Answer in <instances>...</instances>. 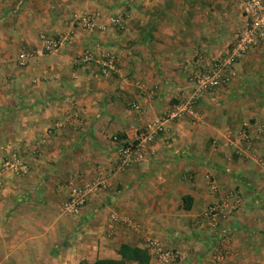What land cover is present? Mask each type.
Segmentation results:
<instances>
[{
  "label": "crops",
  "instance_id": "1",
  "mask_svg": "<svg viewBox=\"0 0 264 264\" xmlns=\"http://www.w3.org/2000/svg\"><path fill=\"white\" fill-rule=\"evenodd\" d=\"M240 3L0 0V164L15 156L29 168L1 175L0 264L117 260L119 245L148 254L149 240L176 253L169 264L264 262V46L199 100L198 120L166 124L122 171L110 141L131 140L177 103L193 56L213 58L232 41ZM83 14L96 15L92 29L75 26ZM111 17L119 28L108 27ZM66 34L56 52L16 66L39 35ZM84 51L111 52L115 70L101 77L93 63L72 66ZM86 183L100 186L64 215L67 187ZM214 203L224 205L217 221L206 216Z\"/></svg>",
  "mask_w": 264,
  "mask_h": 264
},
{
  "label": "built area",
  "instance_id": "2",
  "mask_svg": "<svg viewBox=\"0 0 264 264\" xmlns=\"http://www.w3.org/2000/svg\"><path fill=\"white\" fill-rule=\"evenodd\" d=\"M239 13L242 20L241 26L234 33L232 41L225 46L220 54L205 61L198 54L193 56L196 65L187 74L183 86V95L175 105L151 123L136 130L129 141L116 135L110 137V141L116 146V171H122L133 163L139 157L141 149L162 133L166 124L183 117L198 120L199 115L195 111V107L199 100L225 87L234 77L235 67L239 60L248 53L264 46V0H241ZM95 19V14H83L75 19V26L82 30H90L94 26ZM107 25L109 28L117 29L121 26V18L111 17ZM100 30H103V27ZM69 38V34L39 35L38 47L21 49L16 57V66L23 67L34 57H42L56 52ZM92 63L95 64L98 75L101 77H108L115 70V57L111 52H106L96 58L91 52L84 51L71 59V65L78 68H83ZM131 107L136 108L133 104ZM240 134L244 136V130ZM6 170L12 176L20 178L28 173L29 168L25 162L15 156L10 159L5 158L0 164V186L2 183L1 175ZM99 186V183L68 186L66 196L60 205L61 212L66 216L77 215ZM208 188L211 193L216 192L212 184L208 183ZM233 202L236 203L237 200L234 199ZM223 209L224 205L222 204H210L206 208V216L212 221H217ZM109 222L110 224L118 222L114 213L109 215ZM146 248L149 256L148 264H169L176 260V253L164 249L158 242L149 240L146 243Z\"/></svg>",
  "mask_w": 264,
  "mask_h": 264
},
{
  "label": "trees",
  "instance_id": "3",
  "mask_svg": "<svg viewBox=\"0 0 264 264\" xmlns=\"http://www.w3.org/2000/svg\"><path fill=\"white\" fill-rule=\"evenodd\" d=\"M116 255L117 260H94L91 263L81 261L78 264H148L149 256L147 251L138 247H131L126 244L119 245Z\"/></svg>",
  "mask_w": 264,
  "mask_h": 264
},
{
  "label": "rangeland",
  "instance_id": "4",
  "mask_svg": "<svg viewBox=\"0 0 264 264\" xmlns=\"http://www.w3.org/2000/svg\"><path fill=\"white\" fill-rule=\"evenodd\" d=\"M17 19H18V17L15 16V17H14L15 22L17 21ZM105 236H107L106 239H110V236H111V235L109 236V235L106 233ZM145 244H146V242H145ZM216 252H217V251H216ZM108 260H112V259H108Z\"/></svg>",
  "mask_w": 264,
  "mask_h": 264
}]
</instances>
